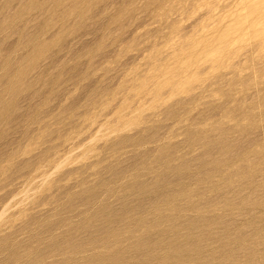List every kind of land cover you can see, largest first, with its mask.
<instances>
[{
    "label": "rangeland",
    "instance_id": "obj_1",
    "mask_svg": "<svg viewBox=\"0 0 264 264\" xmlns=\"http://www.w3.org/2000/svg\"><path fill=\"white\" fill-rule=\"evenodd\" d=\"M0 264H264V0H0Z\"/></svg>",
    "mask_w": 264,
    "mask_h": 264
}]
</instances>
